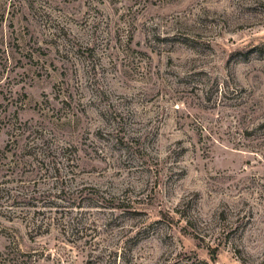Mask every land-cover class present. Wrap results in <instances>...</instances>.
I'll return each mask as SVG.
<instances>
[{"label":"rangeland","instance_id":"1","mask_svg":"<svg viewBox=\"0 0 264 264\" xmlns=\"http://www.w3.org/2000/svg\"><path fill=\"white\" fill-rule=\"evenodd\" d=\"M0 264H264V0H0Z\"/></svg>","mask_w":264,"mask_h":264}]
</instances>
